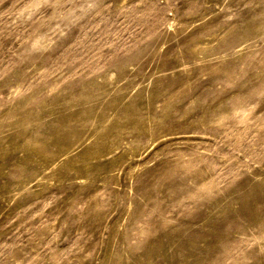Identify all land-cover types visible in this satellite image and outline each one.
Returning <instances> with one entry per match:
<instances>
[{"label":"rangeland","instance_id":"obj_1","mask_svg":"<svg viewBox=\"0 0 264 264\" xmlns=\"http://www.w3.org/2000/svg\"><path fill=\"white\" fill-rule=\"evenodd\" d=\"M0 264H264V0H0Z\"/></svg>","mask_w":264,"mask_h":264}]
</instances>
